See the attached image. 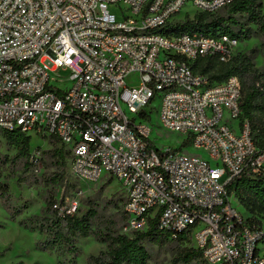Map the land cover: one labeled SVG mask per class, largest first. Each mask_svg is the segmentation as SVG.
<instances>
[{
  "label": "built area",
  "instance_id": "2783aa9c",
  "mask_svg": "<svg viewBox=\"0 0 264 264\" xmlns=\"http://www.w3.org/2000/svg\"><path fill=\"white\" fill-rule=\"evenodd\" d=\"M235 1L0 0V132L58 139L77 181L117 180L130 235L157 219L173 240L189 235L206 264H264V226L228 191L247 170L264 171L251 123L240 119L241 82L212 83L190 66L207 57L228 63L242 44L157 33L188 3L216 14ZM156 99L162 128L191 139L189 148L152 143ZM37 150L31 163L39 165ZM55 210L75 216L79 201Z\"/></svg>",
  "mask_w": 264,
  "mask_h": 264
},
{
  "label": "trees",
  "instance_id": "16d2710c",
  "mask_svg": "<svg viewBox=\"0 0 264 264\" xmlns=\"http://www.w3.org/2000/svg\"><path fill=\"white\" fill-rule=\"evenodd\" d=\"M157 33L169 37L183 34H202L210 38L223 35L236 38L243 44L253 38L260 40L261 49H252L243 54L239 52L232 61L221 62L218 58H200L190 66L195 74L209 77L212 83H225L231 78H238L242 85L241 121L248 120L254 133L258 156L264 155V71L256 67L259 56L264 57V3L262 0H236L230 6L216 14L198 13L193 20H174ZM156 113V112H154ZM144 117V115H143ZM6 145L15 150L12 157L0 153V201L13 222L23 215V209L13 203V196L8 182L4 179L5 170L10 171L19 186L36 177L38 163H31L32 136L20 130L14 132L1 131ZM191 139H186L181 149L189 148ZM51 165L52 172L44 178L48 186H67L68 161L71 152L62 146L58 139H50V150L44 152ZM67 188L77 189L76 185ZM230 194H234L236 203L243 207L249 215L250 222L262 224L264 218V174L247 170L241 177L228 185ZM56 193L46 198V206L40 216L19 221V225L31 232L46 235V240L39 244L40 250L68 254L69 264H76L80 252L77 247L79 239L93 237L107 246V251L96 257H90L88 264H150L151 255L148 245L163 247L170 241L178 243V252L173 264H206L200 250L194 248L189 235L183 234L173 240L170 234L160 231L158 220H153L144 232L133 236L121 234L117 222L101 220L98 227L95 222L100 220L98 204L88 200V211L83 216L61 217L58 210ZM126 202V201H125ZM116 209L117 205L114 206ZM124 221H127L124 210ZM4 254H0L2 259Z\"/></svg>",
  "mask_w": 264,
  "mask_h": 264
},
{
  "label": "rangeland",
  "instance_id": "374dc122",
  "mask_svg": "<svg viewBox=\"0 0 264 264\" xmlns=\"http://www.w3.org/2000/svg\"><path fill=\"white\" fill-rule=\"evenodd\" d=\"M264 3V0H262ZM111 10L118 16L119 21L122 17L119 15V10L111 7ZM191 10V11H190ZM190 11L189 13H187ZM187 13V14H186ZM198 12L192 10V4L188 3L184 8V12L177 16L175 20L184 21L187 18L193 20ZM261 49L260 40L253 38L242 44L239 52L243 54L250 52L252 49ZM256 67L264 71V57L259 56L256 60ZM62 78L69 77V72H60ZM137 81V77L128 78L127 83L131 85ZM160 100L156 99L152 104L153 111L159 108ZM149 112V110H147ZM153 133L151 141L160 149L171 147L176 150H181L184 142V137L164 130L160 124L159 114L157 112L152 115ZM38 148L36 153L39 156L41 163L38 165L36 177L31 180L18 185L17 179L11 177L9 170L3 173L4 179L2 181L8 182L13 196V203L16 207L22 208L23 215L18 218V221L13 222L8 212L4 209L0 201V254H4L0 259V264H69L67 261L70 258L68 254H61L55 252L41 251L39 244L46 240V235H41L38 232L34 233L24 229L19 225V221L29 219L35 216H40L45 208L46 198L56 193V200L58 203L67 202L71 198L79 201V210L77 215L83 216L88 211L87 201L95 200L98 204L100 220L95 222V227L99 226L101 220H112L117 222V229L121 234L130 235L125 231L126 222L122 214L125 206V196L117 180L113 178L104 177V179L95 184H87L77 181L71 176L70 162L68 161L67 169V186L76 185L77 189L67 188V186L52 187L44 182V178L52 172L50 167L51 162L44 155V152L50 150V140H45L37 136L32 137L31 151ZM190 153H198L193 148L188 149ZM0 153L3 156L12 157L16 151L6 145L5 140L0 132ZM264 174V171L261 172ZM117 205V209L114 207ZM234 206L245 217L249 215L244 208L239 206L234 201ZM262 224L264 226V218L262 217ZM77 247L80 252L76 258V264H88L90 257H96L100 253L107 251V246L99 243L93 237L87 239H79ZM148 250L151 255L150 264H173L178 252V243L170 241L167 245L160 247L148 245ZM262 254H264V243L260 245Z\"/></svg>",
  "mask_w": 264,
  "mask_h": 264
}]
</instances>
